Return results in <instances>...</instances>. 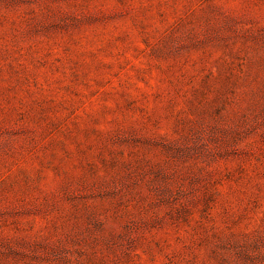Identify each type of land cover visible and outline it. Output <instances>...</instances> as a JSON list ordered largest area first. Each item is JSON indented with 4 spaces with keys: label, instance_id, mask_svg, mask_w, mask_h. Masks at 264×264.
<instances>
[{
    "label": "rangeland",
    "instance_id": "1",
    "mask_svg": "<svg viewBox=\"0 0 264 264\" xmlns=\"http://www.w3.org/2000/svg\"><path fill=\"white\" fill-rule=\"evenodd\" d=\"M0 264H264V0H0Z\"/></svg>",
    "mask_w": 264,
    "mask_h": 264
}]
</instances>
